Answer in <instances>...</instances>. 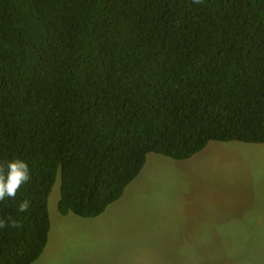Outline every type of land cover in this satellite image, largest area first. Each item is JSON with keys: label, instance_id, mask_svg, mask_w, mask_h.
Returning <instances> with one entry per match:
<instances>
[{"label": "trees", "instance_id": "1", "mask_svg": "<svg viewBox=\"0 0 264 264\" xmlns=\"http://www.w3.org/2000/svg\"><path fill=\"white\" fill-rule=\"evenodd\" d=\"M212 141L264 143V0H0V164L31 170L0 264L41 258L59 178L60 213L92 222L149 154Z\"/></svg>", "mask_w": 264, "mask_h": 264}, {"label": "rangeland", "instance_id": "2", "mask_svg": "<svg viewBox=\"0 0 264 264\" xmlns=\"http://www.w3.org/2000/svg\"><path fill=\"white\" fill-rule=\"evenodd\" d=\"M59 185L33 264H264V143L212 141L187 161L149 154L120 207L92 222L58 212Z\"/></svg>", "mask_w": 264, "mask_h": 264}, {"label": "clouds", "instance_id": "3", "mask_svg": "<svg viewBox=\"0 0 264 264\" xmlns=\"http://www.w3.org/2000/svg\"><path fill=\"white\" fill-rule=\"evenodd\" d=\"M197 2H199V0H197ZM30 178H31V170H30L29 164L23 159L15 158V159L6 161L3 164H0V202L5 201L6 199L15 200L17 197L18 191L21 189V187L24 184L29 182ZM58 180H60V178ZM59 188H60V185H59ZM59 201H60V198L58 197L57 208H58V212L60 213L59 207H58ZM29 207H30V201L28 199H24L22 202L19 203L18 211L25 212L29 209ZM18 226H19L18 221L11 216H8L7 218H0V229H6L8 227L15 228ZM151 254H154V253H151ZM151 263L152 264L161 263V260L159 259L157 254L154 259L149 258V264Z\"/></svg>", "mask_w": 264, "mask_h": 264}]
</instances>
